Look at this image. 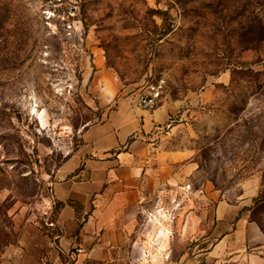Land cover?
I'll return each mask as SVG.
<instances>
[{
	"label": "rangeland",
	"instance_id": "rangeland-1",
	"mask_svg": "<svg viewBox=\"0 0 264 264\" xmlns=\"http://www.w3.org/2000/svg\"><path fill=\"white\" fill-rule=\"evenodd\" d=\"M255 34L264 37V0H0V264L44 213L85 131L150 75L165 81L159 106L170 112L157 132L185 158L175 181L148 186L128 245L105 264H166L169 225L193 227L199 216L206 231L191 230L189 251L204 257L220 201L264 233V42L252 43ZM253 252L264 256V245Z\"/></svg>",
	"mask_w": 264,
	"mask_h": 264
},
{
	"label": "crops",
	"instance_id": "crops-1",
	"mask_svg": "<svg viewBox=\"0 0 264 264\" xmlns=\"http://www.w3.org/2000/svg\"><path fill=\"white\" fill-rule=\"evenodd\" d=\"M168 120L167 107L148 111L131 98L120 102L107 121L87 129L84 146L58 170L44 213L23 226L7 264H105L120 257L148 186L175 181V167L185 158L184 151L169 148L157 132ZM241 210L217 204L210 233L215 242L204 257L189 251L191 230L204 234V220L199 216L191 227L190 220L176 218L163 239L169 251L162 254L168 257L166 264H264L261 253H248L264 245V233Z\"/></svg>",
	"mask_w": 264,
	"mask_h": 264
},
{
	"label": "built area",
	"instance_id": "built-area-1",
	"mask_svg": "<svg viewBox=\"0 0 264 264\" xmlns=\"http://www.w3.org/2000/svg\"><path fill=\"white\" fill-rule=\"evenodd\" d=\"M164 84L165 81L162 78L150 75L148 81L145 82L136 94L138 106L148 111L156 110L163 97Z\"/></svg>",
	"mask_w": 264,
	"mask_h": 264
},
{
	"label": "trees",
	"instance_id": "trees-1",
	"mask_svg": "<svg viewBox=\"0 0 264 264\" xmlns=\"http://www.w3.org/2000/svg\"><path fill=\"white\" fill-rule=\"evenodd\" d=\"M252 39H250L252 41V43L254 42L255 44L257 43H261L264 42V37L262 35H257L255 34L253 37H251Z\"/></svg>",
	"mask_w": 264,
	"mask_h": 264
}]
</instances>
